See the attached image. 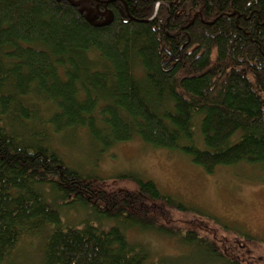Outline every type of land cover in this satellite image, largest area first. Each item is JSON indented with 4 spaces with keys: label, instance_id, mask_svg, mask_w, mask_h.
<instances>
[{
    "label": "trees",
    "instance_id": "trees-1",
    "mask_svg": "<svg viewBox=\"0 0 264 264\" xmlns=\"http://www.w3.org/2000/svg\"><path fill=\"white\" fill-rule=\"evenodd\" d=\"M96 1L0 0V264L43 230L42 264H166L124 235L150 228L129 214L134 198L114 217L93 211L123 219L107 231L64 222L59 208H87L89 186L44 144L48 128L69 141L83 133L98 156L138 139L207 174L264 168V0H113L110 14ZM134 180L146 200L185 212Z\"/></svg>",
    "mask_w": 264,
    "mask_h": 264
},
{
    "label": "rangeland",
    "instance_id": "rangeland-1",
    "mask_svg": "<svg viewBox=\"0 0 264 264\" xmlns=\"http://www.w3.org/2000/svg\"><path fill=\"white\" fill-rule=\"evenodd\" d=\"M178 57L181 59L182 55H164L163 61L172 67L171 61ZM195 132L197 145H201L197 126ZM46 140L44 144L61 158L62 166L79 173L89 186L87 208H69L77 203L69 205V209L59 208L67 225L81 226L87 219L107 231L123 219L93 218V211L97 215L108 212L114 217L118 210L128 209L123 206L124 200L134 198L135 211L132 207L129 214L142 224H150V228L126 227L124 235L153 261L217 264L221 262L215 256L224 255L233 264H264L262 166H220L207 174L182 152L153 148L138 139L117 144L101 156L95 154L87 136L79 131L69 141L66 134L55 135L48 128ZM133 178L151 181L162 196L170 195L180 201L185 212L162 201L146 200ZM95 197L103 198L102 202H93ZM46 235L43 230L23 237L5 264H42Z\"/></svg>",
    "mask_w": 264,
    "mask_h": 264
},
{
    "label": "flooded vegetation",
    "instance_id": "flooded-vegetation-1",
    "mask_svg": "<svg viewBox=\"0 0 264 264\" xmlns=\"http://www.w3.org/2000/svg\"><path fill=\"white\" fill-rule=\"evenodd\" d=\"M113 0H111V1H100V0H98V1H96V9H98L99 11H100V13H102V14H110L111 13V10H108V9H106L105 8V6L104 5H106V4H108V2H112ZM135 5V3L133 4V6ZM99 7L102 9H99ZM124 7H125V12H127L128 11V8H127V4H125L124 5ZM172 63H175V62H173V61H171ZM165 63V62H164ZM168 66V64H166L165 63V66ZM173 66V65H172ZM164 68V67H163ZM171 68V67H170Z\"/></svg>",
    "mask_w": 264,
    "mask_h": 264
},
{
    "label": "water",
    "instance_id": "water-1",
    "mask_svg": "<svg viewBox=\"0 0 264 264\" xmlns=\"http://www.w3.org/2000/svg\"><path fill=\"white\" fill-rule=\"evenodd\" d=\"M154 17H155V15H154ZM154 17H152L151 19H149V20H147V21H145V22H149V21H151ZM181 55H182V47L180 48V57H181ZM179 57L178 58H173V60L176 62V61H179ZM164 65H165V63H163L162 64V67H164Z\"/></svg>",
    "mask_w": 264,
    "mask_h": 264
},
{
    "label": "bare ground",
    "instance_id": "bare-ground-1",
    "mask_svg": "<svg viewBox=\"0 0 264 264\" xmlns=\"http://www.w3.org/2000/svg\"><path fill=\"white\" fill-rule=\"evenodd\" d=\"M154 19V18H153Z\"/></svg>",
    "mask_w": 264,
    "mask_h": 264
}]
</instances>
